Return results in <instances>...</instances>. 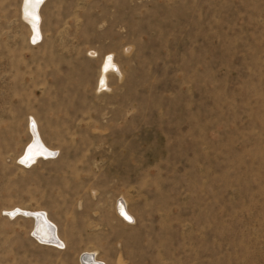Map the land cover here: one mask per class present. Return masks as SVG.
<instances>
[{
    "label": "rangeland",
    "instance_id": "374dc122",
    "mask_svg": "<svg viewBox=\"0 0 264 264\" xmlns=\"http://www.w3.org/2000/svg\"><path fill=\"white\" fill-rule=\"evenodd\" d=\"M24 6L0 0V264H264V0H47L38 42ZM34 119L59 154L22 165Z\"/></svg>",
    "mask_w": 264,
    "mask_h": 264
},
{
    "label": "bare ground",
    "instance_id": "6f19581e",
    "mask_svg": "<svg viewBox=\"0 0 264 264\" xmlns=\"http://www.w3.org/2000/svg\"><path fill=\"white\" fill-rule=\"evenodd\" d=\"M47 0H25L24 17L31 27V38L38 42L42 37V16L41 12ZM35 43V42H34ZM118 73L122 76V71L114 60L113 55L107 56L101 66V79L102 86L106 85V81L110 73ZM109 81V80H108ZM99 83V84H100ZM108 83V82H107ZM108 86V85H107ZM105 90V89H104ZM103 91V90H102ZM33 126L29 130L31 133V139L23 149V152L19 156L20 164L33 166L39 161L55 160L58 157L59 151L50 147L40 129V126L36 119L32 121ZM31 124V122H30ZM128 203V202H127ZM10 214L16 213V215L26 218H31L34 221L32 234H36L39 241L48 246L56 247L58 249L66 248V242L61 236V229L58 223L53 221L50 215L43 210H28L22 207H14L10 211ZM115 213L124 223H133L136 221L134 214L128 208V204L123 202H116ZM15 215V214H14ZM81 257L82 264H104L96 260L95 253L85 252Z\"/></svg>",
    "mask_w": 264,
    "mask_h": 264
}]
</instances>
